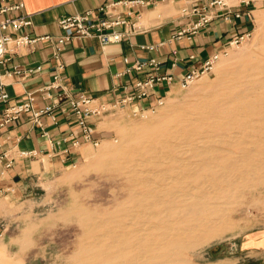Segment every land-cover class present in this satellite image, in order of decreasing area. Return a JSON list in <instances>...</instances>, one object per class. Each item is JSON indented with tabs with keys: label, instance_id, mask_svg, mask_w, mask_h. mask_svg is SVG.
I'll use <instances>...</instances> for the list:
<instances>
[{
	"label": "bare ground",
	"instance_id": "bare-ground-1",
	"mask_svg": "<svg viewBox=\"0 0 264 264\" xmlns=\"http://www.w3.org/2000/svg\"><path fill=\"white\" fill-rule=\"evenodd\" d=\"M251 53L209 96L169 107L166 120L110 155L125 178L124 200L92 223L78 210L93 264H191L184 253L236 229L228 200L264 183V47Z\"/></svg>",
	"mask_w": 264,
	"mask_h": 264
},
{
	"label": "crops",
	"instance_id": "crops-1",
	"mask_svg": "<svg viewBox=\"0 0 264 264\" xmlns=\"http://www.w3.org/2000/svg\"><path fill=\"white\" fill-rule=\"evenodd\" d=\"M104 1L23 0L22 12L32 22L24 31L36 36L59 35L61 17L95 9ZM192 2L163 0L140 7L136 18L139 31L118 43L102 45L96 38H74L58 57L53 56L48 41L21 47L8 54L0 65L5 89L15 100L32 93L33 108L39 109L47 100L38 89L57 74L71 97L83 94L98 101H112L124 95L125 87L144 74L127 73L125 58L129 63L154 59L162 72L179 79L188 70L200 67L211 55L223 53L232 41L250 33L255 23L264 19V0H227L239 10V17H231L229 21L216 18L195 35L178 37L177 32L190 20L182 13L190 9ZM147 46L153 48L147 49ZM160 92V86L156 87V95ZM103 119V116L87 119L95 129V137L103 134L99 129ZM39 122L32 123L28 117L21 116L0 127V155H7L0 159V219L4 217V203L16 202L31 185L38 186L44 175L75 162L81 155L79 148L88 144L82 142L75 147L70 144L73 138L81 139V129L66 106L42 115ZM1 227L0 224V240H3L6 229ZM242 242L244 253L237 259L221 257L204 264H240V259L250 262L244 258L264 264V231L246 236Z\"/></svg>",
	"mask_w": 264,
	"mask_h": 264
},
{
	"label": "rangeland",
	"instance_id": "rangeland-1",
	"mask_svg": "<svg viewBox=\"0 0 264 264\" xmlns=\"http://www.w3.org/2000/svg\"><path fill=\"white\" fill-rule=\"evenodd\" d=\"M263 26L264 19L258 20L248 36L219 55L211 72L188 86L181 87L178 79L171 85H160L158 95L163 97V104L155 109L150 110L148 101H142L140 108L131 103L107 111L99 124L103 134L97 145L81 146V155L75 162L44 175L38 186L31 185L16 202L4 203L0 224L6 231L0 240V264H93L95 259L89 253L95 246L88 244L93 240L85 236L88 233L80 223L78 210H83L82 218L92 223L97 213L112 211L124 200L125 178L115 171L119 165L110 162V155L125 138L145 135L150 128L166 120L169 107L185 110L204 95L209 96L214 89L212 83H219L221 76H231L235 68L247 62L241 58L242 53L249 50L254 53L250 57L258 55L259 48L264 47ZM231 198L228 200V224L236 229L184 253L182 259L187 263L204 264L221 257L237 259L244 253L243 238L264 231V183L242 186L236 197ZM88 211L92 214L86 215ZM82 247L87 249L80 252ZM243 260L250 262L240 259L239 263L258 264L250 258Z\"/></svg>",
	"mask_w": 264,
	"mask_h": 264
},
{
	"label": "built area",
	"instance_id": "built-area-1",
	"mask_svg": "<svg viewBox=\"0 0 264 264\" xmlns=\"http://www.w3.org/2000/svg\"><path fill=\"white\" fill-rule=\"evenodd\" d=\"M162 1L105 0L95 9L61 17L58 20L61 30L59 35L36 36L24 31L32 22L30 16L22 12L23 0H0V65L4 63L8 54L21 47L31 46L36 41H48L54 57H58L65 45L74 38H96L102 45L118 43L139 31L136 18L140 7L153 6ZM182 15L189 17L190 20L177 32L178 37L186 34L195 35L216 18L229 21L231 17H239L240 12L226 0H193L190 9L184 10ZM248 35L249 33L240 36L230 45ZM145 48L152 49L153 46ZM219 55L216 53L206 58L200 67L188 70L177 83L181 87H186L205 73L208 74ZM124 62L127 64L125 68L127 73H144L142 77L125 87L124 95L112 101H98L83 94L74 98L68 94V89L62 84L59 75L55 74L50 83L38 89L42 92L43 99L47 100L39 109L33 108L35 96L32 93H27L24 98L18 100L12 99L0 75V127L21 116L28 117L32 123L40 124L39 119L42 115L51 114L59 107L66 106L81 129V139L73 138L70 144L74 147L82 142L97 145L100 139L94 136L95 129L87 123V119L100 117L120 105L136 103V107L140 108L139 104L142 101H148L147 107L153 110L163 104V97L155 94L156 87L176 82L171 73L160 70L158 62L154 59L129 63L125 58ZM4 157H7L5 153L0 155V159ZM9 165L10 161L7 166Z\"/></svg>",
	"mask_w": 264,
	"mask_h": 264
}]
</instances>
